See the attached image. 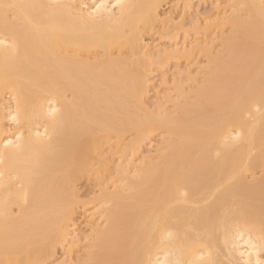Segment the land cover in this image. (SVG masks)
<instances>
[{
  "label": "bare ground",
  "instance_id": "6f19581e",
  "mask_svg": "<svg viewBox=\"0 0 264 264\" xmlns=\"http://www.w3.org/2000/svg\"><path fill=\"white\" fill-rule=\"evenodd\" d=\"M158 2L0 0V264L52 259L102 140L140 130L145 60L124 55ZM239 3L195 102L151 120L167 152L104 191L88 264H264V0Z\"/></svg>",
  "mask_w": 264,
  "mask_h": 264
},
{
  "label": "rangeland",
  "instance_id": "374dc122",
  "mask_svg": "<svg viewBox=\"0 0 264 264\" xmlns=\"http://www.w3.org/2000/svg\"><path fill=\"white\" fill-rule=\"evenodd\" d=\"M238 4L239 0H159L158 17L142 30L137 55L127 51L124 55L145 60L141 61L145 80L142 101H130V112L141 128L123 137L119 130H111L102 140L103 153L97 156L98 161L73 183L79 201L67 224L66 243L43 264H88L95 232L106 226L104 212L110 208L104 191L113 193L129 180L141 178L140 170L156 164L167 152L171 135L151 120L173 117L178 107L195 102L198 88L205 85L203 80L214 66L211 60L219 58L227 37L232 35L230 23L238 16Z\"/></svg>",
  "mask_w": 264,
  "mask_h": 264
}]
</instances>
